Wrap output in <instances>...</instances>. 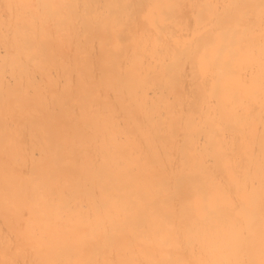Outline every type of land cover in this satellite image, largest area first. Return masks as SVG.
<instances>
[{
  "label": "bare ground",
  "instance_id": "6f19581e",
  "mask_svg": "<svg viewBox=\"0 0 264 264\" xmlns=\"http://www.w3.org/2000/svg\"><path fill=\"white\" fill-rule=\"evenodd\" d=\"M243 3L254 28L224 29L223 52L244 38L253 78L241 89L210 54L201 17H230ZM57 4L45 9L10 7ZM129 4L151 22L129 24ZM260 0H0V264L44 260H196L204 238L183 205L214 195L222 233L241 200L258 232L261 182ZM143 23V17H141ZM227 86L240 97L224 103ZM247 169L240 170V162ZM176 207L182 249L169 240L146 255L120 238L137 216L151 238L154 217ZM25 213L32 218L30 231ZM141 235H144L143 233ZM85 240L86 246L79 241ZM259 259L258 245L253 254Z\"/></svg>",
  "mask_w": 264,
  "mask_h": 264
},
{
  "label": "snow or ice",
  "instance_id": "6c2138e0",
  "mask_svg": "<svg viewBox=\"0 0 264 264\" xmlns=\"http://www.w3.org/2000/svg\"><path fill=\"white\" fill-rule=\"evenodd\" d=\"M10 7L33 8L43 12L45 9L62 8L66 5L57 4H18ZM128 8L134 10L133 16L129 17V24L134 29L139 30L151 22L147 9L153 7L146 4H129ZM210 8L233 9L234 14L230 17H217L209 15L197 20V28L204 27L209 31V41L202 53V71L206 72L211 67L205 62L209 54L214 58L224 56V68L230 78L238 81L241 89H251L253 78L249 74L241 71V66L254 57V50L251 44L244 42L243 36L234 42V52H223L222 40L224 29L231 27L237 32L255 27L257 17L246 15L241 10L253 7L243 3H227L223 5L212 4ZM259 14V37H260V97L261 116L264 120V0H260ZM143 17V23L141 22ZM220 99L227 104L237 103L240 99L237 93L229 92L227 86L219 92ZM261 182H260V216L258 232L255 227V217L248 211L245 203L241 200H233L230 203V222L225 225L222 233H216L210 229L209 225L216 220L217 203L214 195L203 191L196 195L195 199L183 205L188 213V220L194 226H198L204 238V246L199 249L201 256H215L216 258H201L196 260H173V259H127L120 261H94V260H44L33 261L31 264H264V123L261 126ZM241 172L246 171L247 162H240ZM180 212L179 208L169 207L168 210L154 217V223L166 226V231L160 233L156 239L151 238V229L144 222L142 216H137L132 223L130 231H122L120 238L124 240L130 250L135 251L137 244L142 246L141 250L146 255L158 251L169 240L175 241L176 247L182 249L185 236L181 233L176 224V218ZM25 220L29 226L28 235L38 238L37 233L30 231L32 218L29 213H25ZM144 235H141V234ZM82 246H86L85 240H80ZM259 249V259L252 258L257 248Z\"/></svg>",
  "mask_w": 264,
  "mask_h": 264
}]
</instances>
